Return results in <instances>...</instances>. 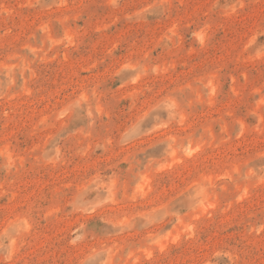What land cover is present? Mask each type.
<instances>
[{
  "label": "rangeland",
  "instance_id": "374dc122",
  "mask_svg": "<svg viewBox=\"0 0 264 264\" xmlns=\"http://www.w3.org/2000/svg\"><path fill=\"white\" fill-rule=\"evenodd\" d=\"M0 264H264V0H0Z\"/></svg>",
  "mask_w": 264,
  "mask_h": 264
}]
</instances>
